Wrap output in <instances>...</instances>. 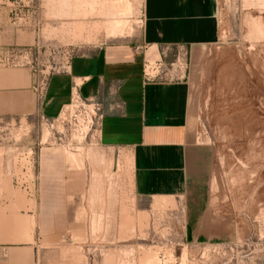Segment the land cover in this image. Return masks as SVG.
<instances>
[{"label":"rangeland","instance_id":"obj_1","mask_svg":"<svg viewBox=\"0 0 264 264\" xmlns=\"http://www.w3.org/2000/svg\"><path fill=\"white\" fill-rule=\"evenodd\" d=\"M214 4V43L143 53L146 72L178 55L186 66L188 130L210 168L196 212L207 226L189 227L184 204L136 197L127 168L98 147L102 107L73 97L57 118L39 111L71 57L129 47L143 0H61L44 27L37 0L0 3L21 38L36 28L0 50V264H264V0ZM24 72L29 91L10 84Z\"/></svg>","mask_w":264,"mask_h":264},{"label":"crops","instance_id":"obj_2","mask_svg":"<svg viewBox=\"0 0 264 264\" xmlns=\"http://www.w3.org/2000/svg\"><path fill=\"white\" fill-rule=\"evenodd\" d=\"M60 1L37 0L39 27L47 24L46 18H57L54 11ZM9 11L0 6V50L29 44L36 33L28 22L24 31L28 37L21 38L23 31L15 30ZM217 35L214 0H143L141 26L129 47L88 46L68 60L65 70L47 79L39 97V111L50 119L57 118L73 97L102 107L98 147L127 168L136 197L156 204H184L189 227L207 226L202 220L205 214L196 212L210 172L208 150L189 134L188 82L147 80L144 60L162 47L193 53L214 43ZM23 76L10 84L29 91L30 75ZM206 234L199 230L194 235Z\"/></svg>","mask_w":264,"mask_h":264},{"label":"built area","instance_id":"obj_3","mask_svg":"<svg viewBox=\"0 0 264 264\" xmlns=\"http://www.w3.org/2000/svg\"><path fill=\"white\" fill-rule=\"evenodd\" d=\"M23 54L25 56H28L29 50L25 49L23 51ZM178 56L173 61H171L168 64V68L166 70L162 69L163 71H165V73H163V74H161L159 72L161 67H162V65L160 63L155 65L154 67H152L151 70H152L153 74L150 71L146 72V64L144 63L145 64V66H144V68H145V72H144L145 78L147 80H153V79L157 78V79H165V80L167 79V80H170V81H178V80L184 79L186 66H184L182 63H180ZM73 99L82 101L78 97H75Z\"/></svg>","mask_w":264,"mask_h":264}]
</instances>
